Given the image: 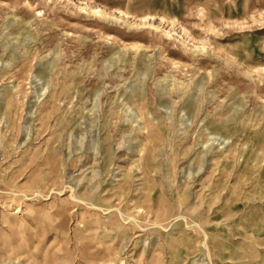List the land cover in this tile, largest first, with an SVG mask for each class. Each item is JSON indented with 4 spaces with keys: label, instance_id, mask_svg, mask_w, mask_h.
<instances>
[{
    "label": "rangeland",
    "instance_id": "obj_1",
    "mask_svg": "<svg viewBox=\"0 0 264 264\" xmlns=\"http://www.w3.org/2000/svg\"><path fill=\"white\" fill-rule=\"evenodd\" d=\"M0 264H264V0H0Z\"/></svg>",
    "mask_w": 264,
    "mask_h": 264
}]
</instances>
